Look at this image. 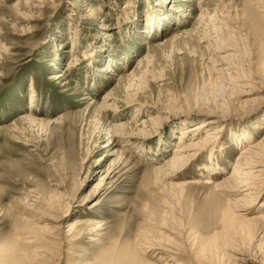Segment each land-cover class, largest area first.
Masks as SVG:
<instances>
[{"label":"rangeland","instance_id":"374dc122","mask_svg":"<svg viewBox=\"0 0 264 264\" xmlns=\"http://www.w3.org/2000/svg\"><path fill=\"white\" fill-rule=\"evenodd\" d=\"M201 1L0 0V264H175L171 247L184 264H264V223L232 219L215 190L264 138V0ZM216 11L235 21L219 51L220 23L198 22ZM206 112L217 139L165 169ZM146 121L110 144L109 125ZM256 203L248 219L264 191Z\"/></svg>","mask_w":264,"mask_h":264},{"label":"bare ground","instance_id":"6f19581e","mask_svg":"<svg viewBox=\"0 0 264 264\" xmlns=\"http://www.w3.org/2000/svg\"><path fill=\"white\" fill-rule=\"evenodd\" d=\"M204 3L205 2H203L202 0L200 4H198V7H200L201 10L205 9ZM204 12L209 13V8H206ZM219 16H221L224 19L223 22H219L217 20ZM167 17H170V15H168ZM253 17L251 19H253ZM254 18H257V14H255ZM203 21H207L208 23L210 22L220 23L218 27H212V29L216 31L219 35L216 51L225 50L226 47H224V43L225 44L226 42L228 43V40L232 35L231 33L233 32L234 34L235 32L234 28H231V26H229L230 23H233L235 25L234 18L231 16V14H229V12L221 13L219 11H216V14L212 16L210 19H207L205 15L200 14L198 19L200 26L202 25ZM257 21L258 19L256 20V22ZM259 21L257 22L258 25L260 24ZM224 30H226V32ZM228 49H230V51L237 50V48L233 45L230 46V48ZM148 59L149 58L141 60L139 63V67L144 65L146 66L149 62ZM225 59L226 58L224 57L220 58V61ZM72 67L73 65H70V68ZM70 68L66 70L64 76L60 75V77H66V74L68 75ZM229 80L232 79L230 78ZM112 95L113 92L108 93L106 100H113ZM107 103L108 101H105L104 104L101 106L100 110H104V112H108L109 106H106ZM138 106L139 108L136 110L135 113L136 115L143 110L142 108L147 107L146 104H140ZM204 116L205 119L203 121L193 125L192 127L185 128L183 130L182 136L180 138V144L175 148L171 160L165 165V169L172 171L183 169L184 167H186L189 161L196 158L201 152H204L217 139L216 134L222 130L220 127H218V123L224 119L220 118L214 112H208V113L206 112L204 113ZM27 119H30L31 123L33 121H34L33 123L38 121V122H43L44 124H50V122L46 123L43 120L39 121L32 116H26L24 118V120L26 121ZM150 120H152L154 123L157 122V119L152 118ZM148 123L149 122L146 121L143 124H140L139 126H136V124H134L132 125L133 127H130L131 124H127V123L126 124L122 123L118 125H109V128L107 129V133L110 134V139H111L110 141H113L110 144L117 145L119 141H121L120 139H123V143H127L125 145L130 146V142L132 138H134L137 135L140 136L147 134L146 128L148 126ZM158 170L160 171V169ZM215 190L218 192H223V194L227 195L229 198L235 197L233 199L228 200V210L231 213H233L231 217L232 219L233 218L239 219L241 221L244 220L248 224L254 223L256 225H260L261 222L264 223V204L261 206L262 207L260 211L261 214H258L257 217L252 219L247 218V216L250 214V210L253 208L255 204H257L256 203L257 199L264 191V138L261 140L249 142V145H247L241 150L240 154L237 157L235 166L232 169V172L228 176H225V178L221 182L215 185ZM257 234L258 233H255L254 236L260 237V234L258 235ZM262 234L263 236L260 237V239L264 238V231L261 232V235ZM147 249L153 250L155 249V247H153V245H150L147 247ZM158 250H162V252H164L163 257L170 258V260L171 257L173 256L174 258L172 260L175 264H184L175 258L176 256H179L177 252L178 249L177 250L174 248L172 249L171 247L170 249L158 248ZM133 263L136 264L135 262ZM117 264H124L123 260H118Z\"/></svg>","mask_w":264,"mask_h":264}]
</instances>
